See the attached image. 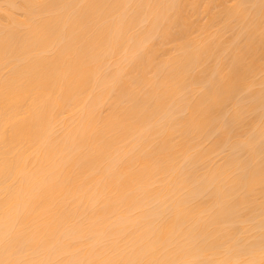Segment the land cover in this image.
Here are the masks:
<instances>
[{"label":"bare ground","instance_id":"bare-ground-1","mask_svg":"<svg viewBox=\"0 0 264 264\" xmlns=\"http://www.w3.org/2000/svg\"><path fill=\"white\" fill-rule=\"evenodd\" d=\"M264 0H0V264H262Z\"/></svg>","mask_w":264,"mask_h":264},{"label":"snow or ice","instance_id":"snow-or-ice-1","mask_svg":"<svg viewBox=\"0 0 264 264\" xmlns=\"http://www.w3.org/2000/svg\"><path fill=\"white\" fill-rule=\"evenodd\" d=\"M262 264H264V261H262Z\"/></svg>","mask_w":264,"mask_h":264}]
</instances>
